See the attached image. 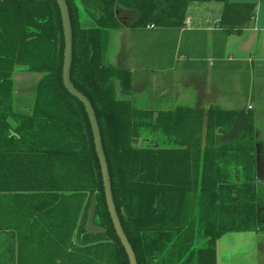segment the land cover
<instances>
[{
    "label": "trees",
    "instance_id": "16d2710c",
    "mask_svg": "<svg viewBox=\"0 0 264 264\" xmlns=\"http://www.w3.org/2000/svg\"><path fill=\"white\" fill-rule=\"evenodd\" d=\"M65 1L70 80L94 110L114 206L137 264H215L222 234L264 232V187L255 182L253 146L249 154L217 155L207 133L200 154L202 141L168 138L166 130L178 131V123L152 125L147 112L116 99V81L121 94L129 92V73L105 63L118 18L127 16L129 28L179 27L190 2L208 0H137L118 17L121 0H79L91 25L75 23V0ZM221 1V28L239 34L246 25ZM63 49L55 0H0V246L15 245L4 254L16 264H128L107 211L86 112L62 85ZM17 67L39 75L29 114L15 109ZM234 114L230 131L218 138L222 144L240 133L252 139V113ZM149 132L151 145H135ZM93 195L94 224L104 234L85 228Z\"/></svg>",
    "mask_w": 264,
    "mask_h": 264
},
{
    "label": "crops",
    "instance_id": "0c3cea01",
    "mask_svg": "<svg viewBox=\"0 0 264 264\" xmlns=\"http://www.w3.org/2000/svg\"><path fill=\"white\" fill-rule=\"evenodd\" d=\"M226 1L229 14L246 25L239 34L221 28V0L190 2L179 27L129 28L124 16L109 31L105 63L129 73V92L120 93L118 100L147 112L152 125L178 123V131L166 130L168 138L200 140L198 150L204 154L203 140L210 133L214 154L227 156L249 154L251 144L255 182L264 187V0ZM75 4L85 14V25H91L79 0ZM137 4L121 0L116 16ZM109 44L113 50L107 63ZM240 110L252 113V139L250 133H240L237 140L220 143L219 136L230 131L234 113ZM184 147L197 149L187 142ZM10 246H0V264H16L10 252L4 254L15 250ZM214 250L215 264H264V232H226L216 239Z\"/></svg>",
    "mask_w": 264,
    "mask_h": 264
},
{
    "label": "water",
    "instance_id": "95a60500",
    "mask_svg": "<svg viewBox=\"0 0 264 264\" xmlns=\"http://www.w3.org/2000/svg\"><path fill=\"white\" fill-rule=\"evenodd\" d=\"M56 4L59 9L60 20L63 30V42H64V49H63V63H62V73H61V80L62 85L65 90L74 98H76L83 106L88 122L90 125L92 137H93V144L95 148V153L98 159L101 179H102V186H103V193L105 198V203L107 207V211L114 229V232L124 249L125 255L128 260V264H137L135 254L128 242V239L121 227L113 198H112V191H111V184H110V177L108 173V167L106 163V159L102 149V143L99 133L98 124L96 121V117L94 114V110L88 101V99L81 94L76 88L73 86L70 80V68L72 63V28L71 22L69 18L68 7L65 0H55ZM39 76V75H38ZM96 211V196L93 195L90 201V205L87 211L86 221H85V228L87 231L93 235L104 234L105 230L102 227H99L94 224V215Z\"/></svg>",
    "mask_w": 264,
    "mask_h": 264
},
{
    "label": "rangeland",
    "instance_id": "374dc122",
    "mask_svg": "<svg viewBox=\"0 0 264 264\" xmlns=\"http://www.w3.org/2000/svg\"><path fill=\"white\" fill-rule=\"evenodd\" d=\"M84 17H85V14L83 13V11H81V12L79 11L78 19L74 20L75 23L83 24L85 21ZM143 37L146 38L145 36H143ZM112 47H113L112 44H109L108 51L106 54V62L107 63L110 62V57H112V55H110V54H112V50H113ZM21 70H22L21 67L20 68L17 67V70H15V77H14L15 99H16L15 101H18V100L30 101L31 100V93H33L35 83L39 79V76L33 75V74H28V73L22 72ZM115 88H117V89L119 88L118 82L115 83ZM119 94H120L119 91H118V93H115L116 99H118ZM139 142H141L140 139L139 140L137 139V142L135 145H138ZM95 222H97L96 217H95Z\"/></svg>",
    "mask_w": 264,
    "mask_h": 264
},
{
    "label": "flooded vegetation",
    "instance_id": "af4514ba",
    "mask_svg": "<svg viewBox=\"0 0 264 264\" xmlns=\"http://www.w3.org/2000/svg\"><path fill=\"white\" fill-rule=\"evenodd\" d=\"M32 96L33 95L31 93V100L30 101H23V100L15 101V109H16V111L18 113H21V114H29L31 112L30 106L32 104ZM15 135L16 134L13 133V132H10L9 133V137L15 136ZM152 138H153V134L151 132L147 133L146 136H144L143 138L140 139L141 142H139L138 146L151 145ZM153 147L154 148H157L158 147V144L154 143ZM257 212L259 214L260 211L258 210ZM85 221H86V219H85Z\"/></svg>",
    "mask_w": 264,
    "mask_h": 264
},
{
    "label": "built area",
    "instance_id": "2783aa9c",
    "mask_svg": "<svg viewBox=\"0 0 264 264\" xmlns=\"http://www.w3.org/2000/svg\"><path fill=\"white\" fill-rule=\"evenodd\" d=\"M151 27H153V26L151 25Z\"/></svg>",
    "mask_w": 264,
    "mask_h": 264
}]
</instances>
